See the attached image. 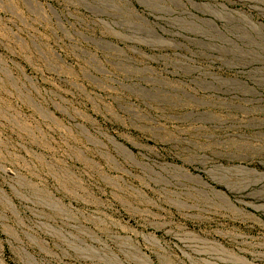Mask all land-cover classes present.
<instances>
[{
  "label": "rangeland",
  "instance_id": "374dc122",
  "mask_svg": "<svg viewBox=\"0 0 264 264\" xmlns=\"http://www.w3.org/2000/svg\"><path fill=\"white\" fill-rule=\"evenodd\" d=\"M0 264H264V0H0Z\"/></svg>",
  "mask_w": 264,
  "mask_h": 264
},
{
  "label": "bare ground",
  "instance_id": "6f19581e",
  "mask_svg": "<svg viewBox=\"0 0 264 264\" xmlns=\"http://www.w3.org/2000/svg\"><path fill=\"white\" fill-rule=\"evenodd\" d=\"M212 25H214L215 24V22L214 21H212V22H210ZM215 26V25H214ZM219 29V28H218ZM218 29H216V30H218ZM219 31V30H218ZM219 34H220V32H219ZM221 35H222V33H221ZM128 150V149H127ZM127 153V152H126ZM128 154V153H127ZM131 156V155H130Z\"/></svg>",
  "mask_w": 264,
  "mask_h": 264
}]
</instances>
